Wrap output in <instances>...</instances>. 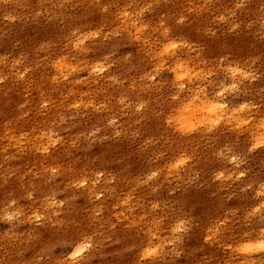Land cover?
<instances>
[{"label": "clouds", "instance_id": "clouds-1", "mask_svg": "<svg viewBox=\"0 0 264 264\" xmlns=\"http://www.w3.org/2000/svg\"><path fill=\"white\" fill-rule=\"evenodd\" d=\"M0 264H264V0H0Z\"/></svg>", "mask_w": 264, "mask_h": 264}, {"label": "rangeland", "instance_id": "rangeland-1", "mask_svg": "<svg viewBox=\"0 0 264 264\" xmlns=\"http://www.w3.org/2000/svg\"><path fill=\"white\" fill-rule=\"evenodd\" d=\"M33 162H35V161H33Z\"/></svg>", "mask_w": 264, "mask_h": 264}]
</instances>
